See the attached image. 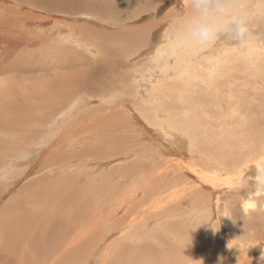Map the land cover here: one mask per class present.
<instances>
[{"label": "bare ground", "instance_id": "obj_1", "mask_svg": "<svg viewBox=\"0 0 264 264\" xmlns=\"http://www.w3.org/2000/svg\"><path fill=\"white\" fill-rule=\"evenodd\" d=\"M239 2L253 43L195 48L186 0H0V207L43 176L0 264H264V0Z\"/></svg>", "mask_w": 264, "mask_h": 264}, {"label": "clouds", "instance_id": "obj_2", "mask_svg": "<svg viewBox=\"0 0 264 264\" xmlns=\"http://www.w3.org/2000/svg\"><path fill=\"white\" fill-rule=\"evenodd\" d=\"M186 5L189 15L181 21V38L192 47L205 48L221 37L239 47L253 43L249 11L239 0H186ZM257 193L264 194V176L256 182L253 195ZM260 259H264V252ZM219 264H223V258H219Z\"/></svg>", "mask_w": 264, "mask_h": 264}, {"label": "rangeland", "instance_id": "obj_3", "mask_svg": "<svg viewBox=\"0 0 264 264\" xmlns=\"http://www.w3.org/2000/svg\"><path fill=\"white\" fill-rule=\"evenodd\" d=\"M84 56H86L85 54H84ZM80 68H82V67H79V69ZM78 69V68H77ZM57 70V71H56ZM55 71V72H54ZM69 70H61V69H52V70H50L49 72H45V73H42V74H40V73H33V74H31V76H29V78H27V80L26 81H24L23 83H21V81H17V83H19L21 86L22 85H24L25 86V88L26 89H32V90H34L35 88H40V87H46L47 85H52L56 80H57V78H61V75H65V73L66 72H68ZM120 71H122V72H128L129 71V69H120L119 70V72ZM105 72V73H104ZM109 73L110 72H107L106 70H103L102 71V79H104L105 77H108V75H109ZM7 76H9V78H10V74L9 75H2V76H0V87H3L5 84L4 83H7V82H10V80H7ZM7 81V82H6ZM4 84V85H3ZM2 85V86H1ZM35 85V86H34ZM32 86V87H31ZM26 89H23V90H26ZM22 90V91H23ZM39 90V89H38ZM40 90H42L41 88H40ZM21 93H23V92H21ZM23 94H25V93H23ZM17 95H18V93H17ZM21 97V98H20ZM23 98V96H19V98L18 99H22ZM2 99L3 98H1V101H2ZM8 99V98H7ZM7 101V100H6ZM5 100H3V102H6ZM7 104H8V102H7ZM11 104V103H10ZM9 104V105H10ZM12 110V109H11ZM262 119H263V121H264V116H261V115H259ZM262 129L264 130V125L262 126ZM115 165H117V163L116 164H113V166H115ZM60 171H61V175H63V173H62V169L60 168L59 169ZM82 169H79L78 171H75V170H72L71 171V173L70 174H73V176H71V178H74V177H76L77 176V174L81 171ZM81 174H83V172H81ZM56 174H53V173H51L50 174V176H55ZM83 175H85V174H83ZM42 178L43 176H42V174L41 173H39V174H36V175H32V176H30L28 179H26V180H24V181H22L20 184H19V186L14 190V192H12L11 193V195L7 198V200H8V203H10V201L11 200H13L14 201V197L15 198H17V196H18V194H21V189H22V187L25 185V184H27V183H29V182H32V181H34L35 179H37V178ZM79 181H82L83 180V178H81V179H78ZM14 196V197H13ZM6 202V201H5ZM15 202V201H14ZM8 203H3V205H2V207H0V214H2V212H4V210L7 208V205H8ZM23 251H25V253H26V249H24ZM98 256V257H97ZM107 257V258H106ZM112 256H109V254L107 255H105L104 254V252H102V253H100V254H98V255H96L95 256V258H93L92 259V262H91V264H112V263H114V264H117L116 263V261H115V259H114V257H112ZM106 259V260H105ZM107 259H109V260H107ZM114 259V260H113ZM111 260H112V262H111ZM107 261V262H106ZM115 261V262H114ZM118 264H119V262H118Z\"/></svg>", "mask_w": 264, "mask_h": 264}]
</instances>
